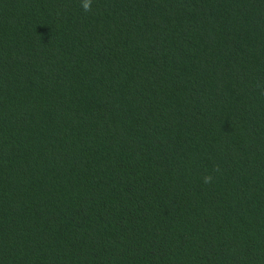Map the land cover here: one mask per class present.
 <instances>
[{
  "label": "trees",
  "instance_id": "obj_1",
  "mask_svg": "<svg viewBox=\"0 0 264 264\" xmlns=\"http://www.w3.org/2000/svg\"><path fill=\"white\" fill-rule=\"evenodd\" d=\"M0 264H264V0H0Z\"/></svg>",
  "mask_w": 264,
  "mask_h": 264
},
{
  "label": "clouds",
  "instance_id": "obj_2",
  "mask_svg": "<svg viewBox=\"0 0 264 264\" xmlns=\"http://www.w3.org/2000/svg\"><path fill=\"white\" fill-rule=\"evenodd\" d=\"M91 6H92V0H81V7L83 8L85 12L91 11ZM212 179L213 177L211 175L205 176L204 182L210 183Z\"/></svg>",
  "mask_w": 264,
  "mask_h": 264
}]
</instances>
